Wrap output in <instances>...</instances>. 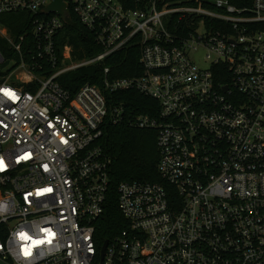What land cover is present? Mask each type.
Listing matches in <instances>:
<instances>
[{
	"label": "built area",
	"instance_id": "obj_1",
	"mask_svg": "<svg viewBox=\"0 0 264 264\" xmlns=\"http://www.w3.org/2000/svg\"><path fill=\"white\" fill-rule=\"evenodd\" d=\"M51 1L0 0V14L31 17L18 39L0 26V89L15 97L0 92V261L264 264V0H65L101 48L80 61L60 45L65 23L43 13ZM129 47L139 76L109 79L106 67L101 87L60 86ZM124 91L154 100L157 113L110 108L105 93ZM107 119L156 133L161 182L120 183L126 226L99 244ZM42 228L54 238L26 257L19 234L41 238Z\"/></svg>",
	"mask_w": 264,
	"mask_h": 264
},
{
	"label": "trees",
	"instance_id": "obj_2",
	"mask_svg": "<svg viewBox=\"0 0 264 264\" xmlns=\"http://www.w3.org/2000/svg\"><path fill=\"white\" fill-rule=\"evenodd\" d=\"M228 1L237 8L249 7L252 3V0ZM69 12V20L60 34V45L70 47L76 61L98 55L101 48L95 42L94 33L79 22L71 9ZM30 24L31 17L28 14H0V26L4 27L13 39H18L28 32ZM256 28L264 31V24ZM6 48L4 42L2 51ZM106 67L110 69L109 79L139 76L141 73L139 48L129 47L111 54L102 63L65 73L59 78V84L71 93L87 83L101 87L104 79L103 69ZM105 98L110 108L123 105L127 110L142 115L150 112L155 115L158 111L157 102L135 91L105 93ZM101 132L97 145L111 162L105 209L96 222V237L99 244L110 240L126 226L117 208V186L123 182H161L157 173L159 154L154 131L131 128L126 123L115 125L107 119L102 125Z\"/></svg>",
	"mask_w": 264,
	"mask_h": 264
},
{
	"label": "snow or ice",
	"instance_id": "obj_3",
	"mask_svg": "<svg viewBox=\"0 0 264 264\" xmlns=\"http://www.w3.org/2000/svg\"><path fill=\"white\" fill-rule=\"evenodd\" d=\"M0 92H3L5 95L9 96L10 98H15L14 94L10 90L0 89ZM2 165L3 162L0 161V167H2ZM45 191L50 192L51 189H45ZM41 232L44 233V235L41 238H35L30 235H26L24 233L19 234L21 239L26 241V244L22 246V251L26 257L31 255L32 248L40 247L45 243L50 244L55 236V233L48 228H42Z\"/></svg>",
	"mask_w": 264,
	"mask_h": 264
},
{
	"label": "water",
	"instance_id": "obj_4",
	"mask_svg": "<svg viewBox=\"0 0 264 264\" xmlns=\"http://www.w3.org/2000/svg\"><path fill=\"white\" fill-rule=\"evenodd\" d=\"M43 13L46 15L55 14L59 16L65 24H67L70 17L68 4L65 0H52L51 3L43 9ZM106 246L107 242H105L102 247L101 255H103Z\"/></svg>",
	"mask_w": 264,
	"mask_h": 264
},
{
	"label": "rangeland",
	"instance_id": "obj_5",
	"mask_svg": "<svg viewBox=\"0 0 264 264\" xmlns=\"http://www.w3.org/2000/svg\"><path fill=\"white\" fill-rule=\"evenodd\" d=\"M68 51H69L70 55L72 56V52H71V48H70V47H69ZM203 55H204V51L199 50V51H197V52L194 54L193 58H194L195 60L202 59V58H203ZM72 59H73V56L71 57V60H72ZM73 60H74V59H73ZM199 65L203 66V63H199ZM0 264H8V263H5V262L0 261Z\"/></svg>",
	"mask_w": 264,
	"mask_h": 264
}]
</instances>
